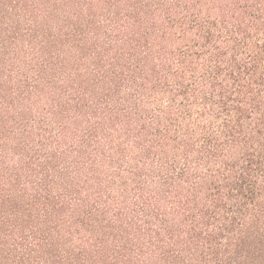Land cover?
Segmentation results:
<instances>
[{
	"label": "trees",
	"instance_id": "1",
	"mask_svg": "<svg viewBox=\"0 0 264 264\" xmlns=\"http://www.w3.org/2000/svg\"><path fill=\"white\" fill-rule=\"evenodd\" d=\"M0 264H264V0H0Z\"/></svg>",
	"mask_w": 264,
	"mask_h": 264
}]
</instances>
